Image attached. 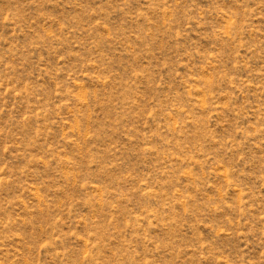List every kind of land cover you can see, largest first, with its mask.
<instances>
[{
  "label": "rangeland",
  "instance_id": "1",
  "mask_svg": "<svg viewBox=\"0 0 264 264\" xmlns=\"http://www.w3.org/2000/svg\"><path fill=\"white\" fill-rule=\"evenodd\" d=\"M0 264H264V0H0Z\"/></svg>",
  "mask_w": 264,
  "mask_h": 264
}]
</instances>
